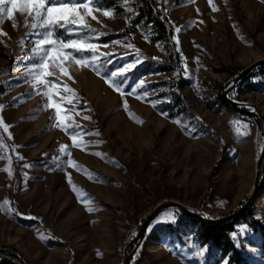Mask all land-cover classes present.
<instances>
[{
    "label": "rangeland",
    "instance_id": "374dc122",
    "mask_svg": "<svg viewBox=\"0 0 264 264\" xmlns=\"http://www.w3.org/2000/svg\"><path fill=\"white\" fill-rule=\"evenodd\" d=\"M102 1L95 0V6L107 9ZM155 1L176 36L172 41L180 69L127 76L121 98L90 67L75 63L90 57L91 50L65 49L74 58L61 61L67 74L50 66L52 75L45 79L57 85L53 103H60L66 129L56 127L47 88L31 67L40 62L32 48L35 33L43 30H34L27 14L14 12L11 19L6 11L0 14V117L9 126L5 132L0 125L1 261L122 264L140 223L162 201H178L217 218L239 209L252 193L264 123L258 127L253 118L218 99L239 71L264 59V0ZM110 8L109 16L94 11L96 19L85 17L91 32L80 29L72 38H60L56 27L55 38L86 37L96 44L102 75L136 58L127 44L139 50L142 61L166 59L164 42L153 40L134 21L125 2ZM68 27L80 28L64 29ZM105 56L111 63L104 62ZM258 69L230 88L228 97L253 105L264 116V67ZM141 79L149 96L137 98L141 89L127 94ZM174 92L189 110L173 104ZM165 104L171 112L161 110ZM61 144L67 155L60 153ZM69 157L73 166L66 163ZM169 215L174 222L156 223L146 232L129 264H221L227 257L199 238L200 221L174 207L156 217ZM243 215L233 220L228 237L248 264H264L260 234L251 226L264 225V161ZM243 224L249 231L236 247L231 233Z\"/></svg>",
    "mask_w": 264,
    "mask_h": 264
},
{
    "label": "snow or ice",
    "instance_id": "6c2138e0",
    "mask_svg": "<svg viewBox=\"0 0 264 264\" xmlns=\"http://www.w3.org/2000/svg\"><path fill=\"white\" fill-rule=\"evenodd\" d=\"M5 11L7 12L9 19H11L14 12L27 14L32 18V28L34 30H43L37 31L35 33L37 39L35 41V46L32 48L33 54L40 57V62L33 64L31 67L37 72V81L44 83L45 87L47 88L46 94L48 96V107L55 109V120L57 122L56 127L65 129L67 128V126L64 124L65 116L62 114L60 103H53L55 89L57 87L56 83L53 81H48L45 78H47L49 75H52V73L49 72L50 66H55L61 72L67 74V70L61 61L66 58H74L72 57L71 52L65 53V49L72 48L77 52H80L83 49L91 50L92 54L90 57L75 59V63L77 65L90 67L94 72H96L97 75H100L101 78L104 79V82L108 84L110 88L120 93L121 98H123V96L126 94L125 88L128 86L126 73L134 69L142 62L139 50L136 49L134 45L127 44L124 47L132 49L135 52V59H133L130 63H126L121 67H117L115 70L111 71L110 75H102L101 69L103 67V62L98 58L96 44L89 43L86 37L81 39H68L66 41L63 39H56L53 31L56 27L65 28L67 25H78L80 26L79 29L68 27L66 31L69 34H71L73 31H79L80 29H88V31L91 32L92 29L88 27L85 17L92 16L93 19H96V17L93 15L94 11H102L104 16H109L112 12L111 8H97L95 6V0H0V14L4 13ZM129 11H131V9H129ZM179 31V28L175 29V32ZM172 38L173 40H176L175 35H173ZM112 43L116 42L113 41ZM181 60H184L183 56L181 57ZM104 62L111 63L107 56L104 57ZM145 83L146 82L141 79L138 83L131 86V91L127 94L134 95L136 94L137 89H141L137 98L143 99L148 97L150 94L149 91L143 89V85ZM152 95H155V92H153ZM160 102L161 101L158 100L149 101V103L152 104H157ZM163 102H167V100L165 99ZM125 107H127L126 104ZM160 114L167 116V113L165 112H161ZM0 125H3L5 132L8 131L9 126L4 124L2 117H0ZM71 138L75 142V137L73 136ZM59 151L62 154H68L66 145L61 144ZM44 155L47 154L45 153ZM97 155H99V153H97ZM53 159H59V157H53ZM66 163L68 166L74 165V162L70 157ZM59 166L60 165H57V167ZM25 167H30V165L25 164ZM65 178L68 180L69 185H71L72 181L70 175L66 173ZM86 210L92 211L91 208H87ZM257 219H260V217L257 216ZM174 220L175 217L172 215H169L167 218L158 216L153 220V223L149 225V227L146 229V232L150 233L152 227L156 223H169L174 222ZM248 231L249 226L247 224H243L238 226L237 231L231 233L236 247H241V238L247 236ZM204 250H207L206 245L204 246V249L201 250V254H203ZM221 264H227V257L221 262Z\"/></svg>",
    "mask_w": 264,
    "mask_h": 264
},
{
    "label": "trees",
    "instance_id": "16d2710c",
    "mask_svg": "<svg viewBox=\"0 0 264 264\" xmlns=\"http://www.w3.org/2000/svg\"><path fill=\"white\" fill-rule=\"evenodd\" d=\"M125 2L128 9L134 14V21L152 34V39L164 42L166 48V59L156 60L145 58L142 63L127 73L131 79H138L142 74L157 72H174L180 69V58L172 41V26L169 17L163 7L155 0H103L104 8H110L114 4ZM55 36L60 38H72L74 35L66 32V29L59 28L55 30ZM263 67L258 70H262ZM4 90L0 81V92ZM173 104L178 105L180 109L189 110L188 104L184 101L180 93L174 92ZM218 102L225 105V102L219 97ZM162 111L167 113L172 111L170 105L165 104L161 107ZM258 127H263L262 122L257 117H252ZM246 218V215H243ZM194 221H198L191 218ZM198 236L202 241L209 240L211 245L222 255H227L230 264H248L235 250L228 234L232 230L233 221L225 222L220 225L203 224L200 222ZM252 229L260 234L259 247L264 253V225L251 223Z\"/></svg>",
    "mask_w": 264,
    "mask_h": 264
},
{
    "label": "water",
    "instance_id": "95a60500",
    "mask_svg": "<svg viewBox=\"0 0 264 264\" xmlns=\"http://www.w3.org/2000/svg\"><path fill=\"white\" fill-rule=\"evenodd\" d=\"M264 67V59L256 61L249 65L248 67L242 69L239 71L238 75L232 80V83L222 91V96L221 99L228 103L230 106H232L234 109L237 111H240L242 113L247 114L248 116L252 117H257L259 118L263 123H264V116L251 104L249 103H243L239 101H235L231 98L228 97V92L230 88L236 86L239 84L246 76H248L251 72L254 70ZM254 109V110H253ZM264 161V143L260 151L259 158L256 163V173H255V178H254V183H253V190L248 199L245 201V203L239 207L236 211L229 215H225L222 217H217V218H211V217H206L202 215L201 213L194 212L187 207H185L183 204H181L178 201L174 200H165L162 201L161 203L157 204L154 209L142 220V222L139 225V229L137 230L135 237L129 241V245L131 247L130 252L125 255L122 264H129L130 259L135 251V249L138 247L140 244L141 240L143 239L146 229L148 228L149 224L151 221L156 217V215L161 212L162 210L169 208V207H174L177 208L179 211L184 213L186 216L190 218H194L196 220H199L203 224H216L220 225L225 222H231L239 217H241L247 210L252 197L257 189L258 186V181H259V176H260V171L262 169V164ZM0 264H15V263H10V262H5L0 260Z\"/></svg>",
    "mask_w": 264,
    "mask_h": 264
}]
</instances>
